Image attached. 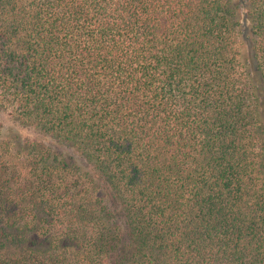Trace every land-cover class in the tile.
Masks as SVG:
<instances>
[{"label":"trees","instance_id":"obj_1","mask_svg":"<svg viewBox=\"0 0 264 264\" xmlns=\"http://www.w3.org/2000/svg\"><path fill=\"white\" fill-rule=\"evenodd\" d=\"M0 264H264V0H0Z\"/></svg>","mask_w":264,"mask_h":264}]
</instances>
